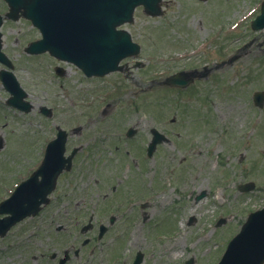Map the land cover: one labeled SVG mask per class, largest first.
Here are the masks:
<instances>
[{"label":"rangeland","instance_id":"rangeland-1","mask_svg":"<svg viewBox=\"0 0 264 264\" xmlns=\"http://www.w3.org/2000/svg\"><path fill=\"white\" fill-rule=\"evenodd\" d=\"M260 1L161 0L157 17L139 6L123 25L141 46L139 64L125 58L127 69L101 78H87L47 53H25L39 31L24 18L3 20V51L32 108L7 105L0 82V200L39 163L56 125L69 133L67 150L80 151L45 209L0 237V264H51L48 253L92 236L94 230L75 239L78 227L57 232L47 225L63 205L86 207V223L93 206L100 209L94 219L121 213L127 219L71 264H120L136 251L144 253L141 264L219 260L247 214L264 205V100L261 107L252 100L254 91L264 92V28L250 24ZM5 11L0 0V14ZM58 64L63 75L54 71ZM204 64L206 75L185 88L160 83ZM129 127L135 133L127 137ZM151 128L168 140L148 157ZM248 181L254 188L240 192L238 184ZM144 201L150 204L142 207Z\"/></svg>","mask_w":264,"mask_h":264},{"label":"water","instance_id":"water-1","mask_svg":"<svg viewBox=\"0 0 264 264\" xmlns=\"http://www.w3.org/2000/svg\"><path fill=\"white\" fill-rule=\"evenodd\" d=\"M8 11L5 17L17 20L25 17L37 27L41 38L29 43L25 51L31 54L48 51L51 55L74 63L87 76H103L115 70H122L119 62L132 55H137L139 45L131 40L125 29L117 27L125 22L133 21V11L138 5L143 6L149 15L160 14V0H5ZM0 15V26L2 24ZM252 28L264 27V2L260 14L252 20ZM0 63L6 67L0 69V81L9 93L6 103L23 111H29L31 104L25 100L27 93L21 87L12 69L13 64L1 51ZM62 74V68H56ZM193 79L189 71L176 72L164 81L171 86L185 87ZM255 104L262 106L264 94H254ZM45 114L50 109L41 107ZM153 137L147 147L151 155L158 142L164 136L154 128ZM134 129H128L132 135ZM66 133L58 130L57 136L50 141L44 158L37 170L29 178L21 182L11 195L0 202V236L16 222L28 215H35L42 205L48 203V194L54 189L56 178L63 168L69 169L71 155L63 158ZM66 162V163H65ZM40 175V178L38 176ZM239 190L253 188V183L239 185ZM200 197V196H199ZM197 197V198H199ZM105 231L102 227L100 235ZM142 253L138 252L133 264H140ZM264 262V207L248 214L239 232L228 242L227 247L216 264H263ZM183 264H193V259Z\"/></svg>","mask_w":264,"mask_h":264},{"label":"flooded vegetation","instance_id":"flooded-vegetation-1","mask_svg":"<svg viewBox=\"0 0 264 264\" xmlns=\"http://www.w3.org/2000/svg\"><path fill=\"white\" fill-rule=\"evenodd\" d=\"M240 50V49H239ZM226 62H231V57H229L227 59V61H215L214 65L216 66H219L220 64H225ZM191 70L193 71V75H194V78L191 82V84H194L196 83L197 81L201 80L204 75H206V73L209 71V68L207 67L206 64H204L203 66H200V67H193L191 68ZM65 72H66V69H65ZM64 72V73H65ZM80 130V129H79ZM68 137H69V134H68ZM75 147V146H74ZM74 147H71V148H68L67 150V154L71 152V150L74 148ZM80 151V150H79ZM78 151V152H79ZM77 152V153H78ZM76 153V154H77ZM76 154L75 156L73 157L72 159V166L69 170L72 169L73 167V164H74V161L76 159ZM241 159V157H240ZM68 170V171H69ZM66 171H62L58 177H57V181L59 179V177L65 173ZM57 188V182H56V187L55 189ZM53 190L56 191V190ZM52 192V193H53ZM51 193V194H52ZM105 196V195H104ZM51 200V198H50ZM50 200H49V203H50ZM48 203V204H49ZM47 204V205H48ZM150 204L148 201L145 202V205H148ZM46 207V206H45ZM45 207L42 208V210H40L36 215H38L41 211H43L45 209ZM134 208V205H131L130 207H128V211L131 212V210ZM100 212V209L99 207L97 206H93L92 209H91V213L94 215L95 212ZM86 212V207L83 208V209H78V207H75V208H69L68 206L66 205H63L62 208H57V213H50L51 216H50V219L47 221V225L51 226L53 225V227L55 228V230L57 232L59 231H65L68 227L72 226L73 228H79V234L76 235L75 239L77 238H80L81 236H84V234L88 231H92L94 230L93 232V235L92 236H84L83 238H81V242H80V245L79 246H76L74 245L73 243L63 247L61 249L60 252H51V253H48L47 254V257H48V261L49 263L51 264H59L60 262V259H62L64 256L67 257L66 261L63 263V264H71L74 260H83V257H84V254L86 253V250H85V247L86 245L90 244L91 241L93 242L94 240H96V242L98 243L102 238L103 236L113 227L115 226L116 224H118L122 219H126L124 216H122L121 214H115V215H110L108 217V221L105 222V221H102L101 219L98 220V219H94V216L92 215V217L90 216L88 222L86 223L85 221L82 222V215ZM69 213H72L74 215V217H70L68 216ZM34 215V217L36 216ZM32 217V216H31ZM145 217V216H144ZM127 221V219H126ZM125 221V223H126ZM82 222V223H81ZM102 225H106V230L105 232L102 234V236H99L100 234V230H101V227ZM84 226L86 227L85 229H87V231L84 232L83 228ZM96 231V232H95ZM92 246H94L93 244H90ZM85 250V251H84ZM90 251V250H89ZM92 251V249H91ZM115 255V254H114ZM44 254H41V257L44 258ZM37 255H32V258H36ZM134 258H135V255H133L130 259H127L123 262H121L120 264H133V261H134ZM144 258V257H143ZM116 259V258H115ZM79 264H82L81 261Z\"/></svg>","mask_w":264,"mask_h":264}]
</instances>
